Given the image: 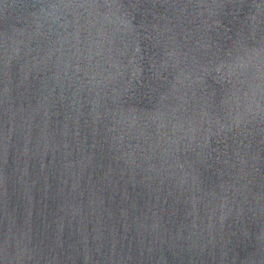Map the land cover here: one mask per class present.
<instances>
[{"label":"water","instance_id":"obj_1","mask_svg":"<svg viewBox=\"0 0 264 264\" xmlns=\"http://www.w3.org/2000/svg\"><path fill=\"white\" fill-rule=\"evenodd\" d=\"M0 264H264V0H0Z\"/></svg>","mask_w":264,"mask_h":264}]
</instances>
